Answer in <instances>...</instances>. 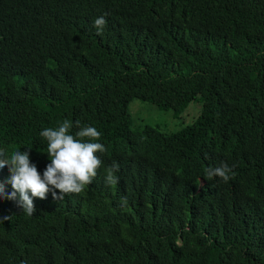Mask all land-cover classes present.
Segmentation results:
<instances>
[{"label": "trees", "instance_id": "16d2710c", "mask_svg": "<svg viewBox=\"0 0 264 264\" xmlns=\"http://www.w3.org/2000/svg\"><path fill=\"white\" fill-rule=\"evenodd\" d=\"M133 99L201 109L166 133ZM64 120L101 133V166L31 216L0 199V264H264V0H0V149L43 176Z\"/></svg>", "mask_w": 264, "mask_h": 264}, {"label": "clouds", "instance_id": "9594fccd", "mask_svg": "<svg viewBox=\"0 0 264 264\" xmlns=\"http://www.w3.org/2000/svg\"><path fill=\"white\" fill-rule=\"evenodd\" d=\"M105 23L104 18L100 17L94 21V26L98 32H102ZM76 126H79L78 121ZM72 128L73 122L64 120L57 129L46 128L40 132V136L47 141L46 153L51 160L43 176L37 166L30 162V152L18 150L9 156L6 150L0 149V169L5 167L9 169L11 175L7 183L13 188L11 193H7L5 183L0 182V199L16 201L23 212L31 216L36 211L34 198L46 199L50 185L60 191L57 195L53 190V198L57 200H62L68 193L82 192L96 177L97 169L101 166V160L96 153L105 149L103 144L94 142L101 136L95 127H83L75 133V136L69 134ZM115 171H118V165L115 164L107 170L105 177L107 184L115 185L118 182L114 175ZM231 173L232 168L222 164L208 169L206 177H220L224 182H228ZM10 219L11 216H0V222Z\"/></svg>", "mask_w": 264, "mask_h": 264}, {"label": "rangeland", "instance_id": "374dc122", "mask_svg": "<svg viewBox=\"0 0 264 264\" xmlns=\"http://www.w3.org/2000/svg\"><path fill=\"white\" fill-rule=\"evenodd\" d=\"M200 109L201 102L192 101L181 113L180 117L175 118L171 110H161L147 101L133 99L129 104L133 127L149 124L166 133L182 128L195 118Z\"/></svg>", "mask_w": 264, "mask_h": 264}]
</instances>
